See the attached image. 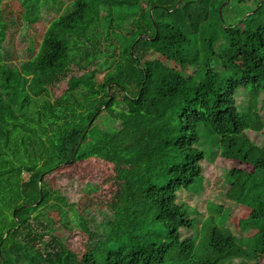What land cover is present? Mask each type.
<instances>
[{
    "label": "trees",
    "instance_id": "trees-1",
    "mask_svg": "<svg viewBox=\"0 0 264 264\" xmlns=\"http://www.w3.org/2000/svg\"><path fill=\"white\" fill-rule=\"evenodd\" d=\"M53 1L63 10L64 0ZM230 1L73 0L45 31L47 50L37 62L8 59L4 41L17 20L0 22V264H192L201 244L218 254L214 264L264 255V146L246 133L237 103L239 87L264 94V3L248 15L256 23L242 19L243 29L225 23ZM99 7L106 9L102 20ZM43 8L49 11V0L33 3L23 15L27 27L42 19ZM187 66L198 71L188 74ZM76 67L82 72L72 93L57 100L45 95ZM201 123L214 130L223 158L253 167L226 175L228 197L251 209L240 221L242 229H256L250 237L224 226L228 211L220 205L217 216L204 220L202 239L183 233L196 219L179 192L201 188L204 180ZM252 126L262 127L257 112ZM89 135L98 136L96 147L81 150ZM145 139L159 141L146 152L158 160L139 187L155 207L145 228L116 245L84 224V253L56 240L51 250L43 248L51 212L68 204L64 195L51 201L44 177L99 157L100 145L117 159ZM150 184L163 195L153 196ZM108 246L111 252L101 255Z\"/></svg>",
    "mask_w": 264,
    "mask_h": 264
},
{
    "label": "rangeland",
    "instance_id": "rangeland-1",
    "mask_svg": "<svg viewBox=\"0 0 264 264\" xmlns=\"http://www.w3.org/2000/svg\"><path fill=\"white\" fill-rule=\"evenodd\" d=\"M38 1L0 0V22L5 25L12 17L14 21L17 20L15 23H10L11 35L9 33L4 41L5 45H9L10 48L8 59L40 61L47 50L44 43L45 31L55 16L71 7L73 0H64L63 10H58L56 3L49 0V11L43 8L42 19L27 27L23 15L28 12L33 3ZM262 1L264 3V0H252L249 4H240L231 0L226 5L225 23L238 22L237 27L243 29L246 25L241 21L246 17L249 21L256 23V19H251L248 15L255 13ZM96 14L98 20H102L106 9L99 7ZM193 38L197 40L195 36ZM156 56L157 54L151 55V57ZM178 68L182 70L180 66ZM185 70L188 74H194L198 71V67L187 66ZM80 72H82L81 68H72L59 85L53 89L47 88L45 95L54 100L68 96L75 90L74 77L79 76ZM104 75L105 73H101L100 79H103ZM34 88L41 89L39 86ZM237 103L246 133L264 146V94H255L239 87ZM256 112L262 123L261 129H254L252 126ZM198 132L200 135L198 147L205 151V157L199 161L204 180L201 188L197 186L191 190L179 192V202L190 205L191 214L196 219L193 229L184 230V235L200 234L199 238L202 239L201 227L204 220L212 213L217 216L214 206L220 205L223 207L222 212L228 211L225 227H229L239 237L252 236L256 229L244 230L240 226V221L250 215L251 209L228 197L227 192L230 185L226 178L230 169L236 167L251 171L252 165L223 158L220 155L218 137L207 123H201ZM97 140L98 136H87L82 141L81 150L86 147H96ZM158 145V140L145 139L132 151L117 159L111 158L108 149L100 145L98 148L102 154L99 157L81 159L47 174L44 177V187L51 193V201H57L59 195H64L68 204H62L60 211L51 212L52 220L48 228L46 231L42 229L45 236L43 248L51 250L53 240H56L58 244L84 253L87 250L88 240L84 224H87L101 237L107 236L114 240L116 245L117 239L127 232L143 230L146 217L155 210V207L151 199L143 194L139 187L147 183L150 168L158 160V157L148 156L146 152ZM148 190L153 196L163 195V192L152 184L149 185ZM112 247H103L100 254L111 252ZM195 252L192 264H214L218 259L216 252L202 244L197 246ZM229 264H264V255L259 254L255 258L243 260L236 258Z\"/></svg>",
    "mask_w": 264,
    "mask_h": 264
},
{
    "label": "water",
    "instance_id": "water-1",
    "mask_svg": "<svg viewBox=\"0 0 264 264\" xmlns=\"http://www.w3.org/2000/svg\"><path fill=\"white\" fill-rule=\"evenodd\" d=\"M181 2H182V1H180V3H181ZM180 3H179V4H180ZM227 3H228V2H226L225 5H226ZM221 15H222V17H223V7H221Z\"/></svg>",
    "mask_w": 264,
    "mask_h": 264
}]
</instances>
